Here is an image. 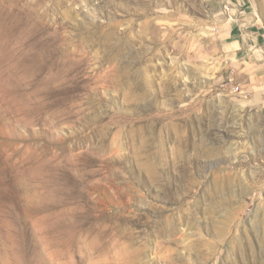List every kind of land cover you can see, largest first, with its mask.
Here are the masks:
<instances>
[{
  "label": "rangeland",
  "instance_id": "rangeland-1",
  "mask_svg": "<svg viewBox=\"0 0 264 264\" xmlns=\"http://www.w3.org/2000/svg\"><path fill=\"white\" fill-rule=\"evenodd\" d=\"M246 63L264 0H0V264H264Z\"/></svg>",
  "mask_w": 264,
  "mask_h": 264
},
{
  "label": "crops",
  "instance_id": "crops-1",
  "mask_svg": "<svg viewBox=\"0 0 264 264\" xmlns=\"http://www.w3.org/2000/svg\"><path fill=\"white\" fill-rule=\"evenodd\" d=\"M239 42H234L237 47ZM241 87L248 97L264 111V63H246L240 65Z\"/></svg>",
  "mask_w": 264,
  "mask_h": 264
}]
</instances>
